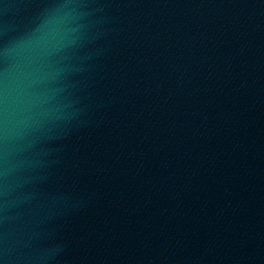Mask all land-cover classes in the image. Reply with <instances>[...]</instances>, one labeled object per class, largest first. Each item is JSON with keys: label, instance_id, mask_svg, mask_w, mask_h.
I'll use <instances>...</instances> for the list:
<instances>
[{"label": "water", "instance_id": "water-1", "mask_svg": "<svg viewBox=\"0 0 264 264\" xmlns=\"http://www.w3.org/2000/svg\"><path fill=\"white\" fill-rule=\"evenodd\" d=\"M264 181V0H0V264H183Z\"/></svg>", "mask_w": 264, "mask_h": 264}]
</instances>
